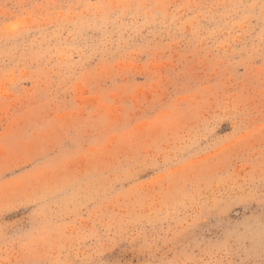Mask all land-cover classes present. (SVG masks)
<instances>
[{
  "label": "rangeland",
  "instance_id": "obj_1",
  "mask_svg": "<svg viewBox=\"0 0 264 264\" xmlns=\"http://www.w3.org/2000/svg\"><path fill=\"white\" fill-rule=\"evenodd\" d=\"M0 264H264V0H0Z\"/></svg>",
  "mask_w": 264,
  "mask_h": 264
}]
</instances>
